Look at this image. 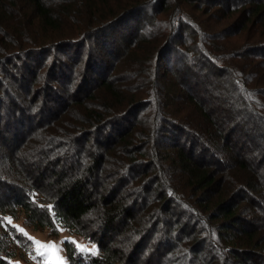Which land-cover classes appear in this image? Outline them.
<instances>
[{
	"label": "trees",
	"instance_id": "trees-1",
	"mask_svg": "<svg viewBox=\"0 0 264 264\" xmlns=\"http://www.w3.org/2000/svg\"><path fill=\"white\" fill-rule=\"evenodd\" d=\"M6 217L68 264H264V0H0V264L38 259Z\"/></svg>",
	"mask_w": 264,
	"mask_h": 264
},
{
	"label": "rangeland",
	"instance_id": "rangeland-1",
	"mask_svg": "<svg viewBox=\"0 0 264 264\" xmlns=\"http://www.w3.org/2000/svg\"><path fill=\"white\" fill-rule=\"evenodd\" d=\"M6 222L14 226L19 232H21L24 236H26L33 243L34 253L38 259L34 257H28V262L23 261H14V263L19 264H59V258H62L63 264H68V260L65 253L64 243L72 242L76 249L77 245L85 246L87 249L91 250L95 247L96 251L93 253L91 251H80L83 253H88L91 255H95L97 253V247L93 243H87L80 236L70 234L65 230H61L58 236L52 237L49 236L47 231H34L30 227L26 226L23 222V219H12L10 217H6ZM39 242V243H37ZM45 244H55L59 248V252L57 253L55 249H48L41 247V245Z\"/></svg>",
	"mask_w": 264,
	"mask_h": 264
},
{
	"label": "snow or ice",
	"instance_id": "snow-or-ice-1",
	"mask_svg": "<svg viewBox=\"0 0 264 264\" xmlns=\"http://www.w3.org/2000/svg\"><path fill=\"white\" fill-rule=\"evenodd\" d=\"M37 243H39V242H37ZM41 247L48 248V249H55V251L57 253L59 252V248L55 244H45V245H41ZM77 248L80 251H91L93 253L96 251L95 247H93L91 250H89L85 246L77 245ZM59 264H63L62 258H59Z\"/></svg>",
	"mask_w": 264,
	"mask_h": 264
}]
</instances>
